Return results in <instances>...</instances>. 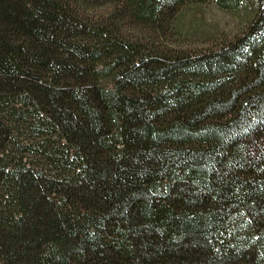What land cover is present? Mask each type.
<instances>
[{
  "label": "trees",
  "instance_id": "16d2710c",
  "mask_svg": "<svg viewBox=\"0 0 264 264\" xmlns=\"http://www.w3.org/2000/svg\"><path fill=\"white\" fill-rule=\"evenodd\" d=\"M204 1L0 0V264H264V0L207 51L126 32Z\"/></svg>",
  "mask_w": 264,
  "mask_h": 264
},
{
  "label": "rangeland",
  "instance_id": "374dc122",
  "mask_svg": "<svg viewBox=\"0 0 264 264\" xmlns=\"http://www.w3.org/2000/svg\"><path fill=\"white\" fill-rule=\"evenodd\" d=\"M108 4L101 11L109 10ZM255 12L254 2L244 0L233 9L219 7L215 0L189 2L181 6L174 18L173 27L157 31L142 28L128 29L127 36L141 39L143 43L154 42L165 50L194 53L215 49L240 35Z\"/></svg>",
  "mask_w": 264,
  "mask_h": 264
}]
</instances>
